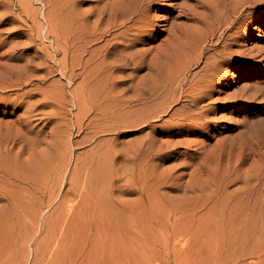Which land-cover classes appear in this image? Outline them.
I'll return each instance as SVG.
<instances>
[{"label":"rangeland","instance_id":"rangeland-1","mask_svg":"<svg viewBox=\"0 0 264 264\" xmlns=\"http://www.w3.org/2000/svg\"><path fill=\"white\" fill-rule=\"evenodd\" d=\"M4 1L10 7L8 14L16 16L19 13L18 0ZM29 1L35 18L28 22V26L36 29L37 25L44 23L41 16L44 7L37 0ZM91 1L85 0L77 7L88 10L92 6ZM114 1L117 0H104L107 3ZM54 2L57 8L62 0ZM175 2L160 0L158 6L150 11V15L159 17L158 30L138 33L140 38L133 49L143 52L147 61L169 44L165 43L169 38L167 23L175 21L187 27L194 23L192 26H195L194 21L186 18H172L177 14ZM248 12L258 15L248 26H237L224 35L233 39L237 31L245 32V41L232 48L244 52L246 58L251 59L247 66L240 69L237 65H241V58L233 59L231 66H223L228 70L226 79L209 83L208 89L212 90V94L206 99V104H201L207 106H203L202 110L206 121L210 120L209 126L204 128L200 120L191 124L183 122L178 127L180 130L171 125L176 121L175 117L169 121L171 113L178 110L183 102L172 104L162 118H149L147 122L139 120L137 125L126 128L117 125L116 130L106 132H99L100 125L92 121L94 114L91 112L84 125L78 128L73 124L76 110L69 93L70 87L64 84L66 80L60 75L54 76L53 79L66 86L64 106L58 111L63 118L50 122L44 117L34 122L36 126L31 139L35 138L36 132L41 133L38 134L42 144L35 148V153L47 148L52 150L53 146L49 144L54 140L58 149L56 152L52 150L55 152L52 159L48 155L44 159L48 163L39 173V180L43 182V185L39 182L41 189L18 181L28 190V196L42 200L41 213L28 200L21 197L15 199L14 189L18 191L20 187L8 184L14 177H20L18 174L28 171L21 164H27L35 157L27 159L26 150L24 155L19 156L22 163L13 159V154L20 147L19 144L13 145V140H18L12 137L18 130L14 122L22 115V109L0 104L1 163L13 167L16 164L18 169H22L17 174L14 167V171L7 170V175L0 177V193L1 190L10 191L12 198L8 199L10 201L0 199V264H264V179L245 191L243 174H240V179L233 180L236 173H233V165L227 164V155L218 164L222 146L229 142L238 146L239 141L244 140L237 134L244 131L246 124L256 120L264 123V77L256 78L255 73L264 72L261 66L264 65V6L245 13ZM12 26L11 18L0 24L3 36H7ZM31 33L28 31L25 34ZM11 37L8 35L7 39ZM44 43L50 44L49 40H44ZM5 50L6 47L0 49V63L5 61L2 58ZM31 53L32 50L29 51ZM202 66V62L194 64L190 72H198ZM146 72V69L139 71L133 79L127 76V70L116 74L119 88H126L132 81H141L144 87L149 86L152 78L141 79ZM201 75L197 74L194 81ZM163 77L167 79V74ZM163 77L159 76L154 89L164 88ZM255 85L260 89L255 90ZM244 88L245 95L250 96L247 101L245 98H229ZM6 95L8 93H0V101ZM128 95L132 92L129 91ZM93 125H97L98 129ZM178 130L180 134H176ZM146 137L153 140L149 153L146 152L149 143L143 141ZM247 137V141L256 142V137H253L255 140ZM131 143H136L135 148L140 150L135 167L131 166V170L122 175L119 162L123 158H116V150ZM7 145L13 152L10 157L5 155ZM175 147L178 148L172 151ZM161 149H166L165 155ZM263 150L262 147L259 154L248 158L240 167L242 172L254 175L258 164H251L253 159L264 165ZM154 156L156 159H151ZM115 168H118L117 172ZM127 183L129 187L119 191ZM113 184L119 189L116 187L114 190ZM50 186L55 189V201L61 194L71 193L69 204L74 206V219L69 235L68 231L61 234L54 229L63 218L62 208L49 215L56 205L55 201L45 207ZM112 197L114 201H111ZM7 204L10 206L8 209ZM32 209L36 211L35 216L31 213ZM46 212H49L48 215ZM58 213L62 215L55 221ZM64 246H70L69 250L66 251Z\"/></svg>","mask_w":264,"mask_h":264},{"label":"bare ground","instance_id":"bare-ground-1","mask_svg":"<svg viewBox=\"0 0 264 264\" xmlns=\"http://www.w3.org/2000/svg\"><path fill=\"white\" fill-rule=\"evenodd\" d=\"M37 1L44 7L41 14L44 23L33 29L28 26V22L35 18V11L29 0H18L19 13L16 16H10L8 14L10 7L4 0H0V24L7 22L10 18L13 24L7 36H3L0 29V49L6 47L2 57L5 61L0 63V93H8L0 104L13 106L17 110L22 109V115L14 122L18 130H15L12 137L18 140H13V145L19 144L20 147L13 154V159L22 163L19 156L24 155L26 150H28L27 159L35 157L31 162L21 164L22 168L28 169V171L24 169L25 172L22 174H18L22 172V169H18V165L15 164L14 167L20 177H9L8 180L14 178L8 184L14 188L20 187L18 191L14 189L15 199L21 197L28 200L39 213L43 210L42 200L39 201L33 195L28 196V190L23 188L19 182L39 189L43 185V182L39 180V173L48 163L44 159L46 155L52 159L58 146L54 140L49 145L53 146L52 150L55 152L47 148V150L35 153V148L42 144L39 139L41 133L36 132L33 139H31V133L36 126L34 122L44 117L50 122L63 118V114L58 111L64 106L65 85L70 87L69 93L76 110L73 113V124L78 128L84 125L91 112L94 114L92 121L100 125L99 132H106L116 130L117 125L126 128L137 125L139 120L141 122H147L149 118L156 120L166 115L172 104L181 102L183 105L181 104L178 110L171 113L170 120L168 119L172 121L173 117L176 118V121L171 124L173 127L180 130L178 127H181L183 122L191 124L197 120L201 121L199 123L202 128L207 127L210 120L206 121L207 118L202 110L204 105L201 104L203 102L206 104V99L212 94V90L208 89L209 83L223 82L228 72L223 66L225 64L231 66L233 59L241 58V65H237L238 69L247 66L251 59L246 58L244 52L235 51L232 48L240 41L243 42L242 40L246 37L245 32H241L242 30L234 32L236 36H233V39L229 38L230 35L225 36L226 32L228 33L237 26H248L247 24L258 14L245 12L258 6H264V0H176L174 10L177 14L172 18L174 20L186 18L191 22L194 21L195 26H192L194 23L191 27L175 23V21L167 23L166 30L169 32V38L165 43L169 42V44H166L160 52L147 61L143 52L133 48L140 38L139 32L158 30L159 17L150 15V11L158 6L160 0H117L110 3L104 0H92V6L90 5L88 10H81L77 7L85 0H62L61 6L57 8L54 0ZM246 30L248 31L249 28L247 27ZM28 31L33 33L26 35ZM8 35L12 37L7 39ZM44 40H49L50 44H45ZM93 45H96L95 48L92 47ZM30 50H32L31 54H29ZM199 62H202L203 66L198 72L191 73L190 68ZM261 66L264 68V65ZM144 69L147 72L141 79L152 78L149 86L144 87L141 81H132L126 88H119L116 74L127 70V76L133 79L139 71ZM165 73L167 79L163 77L166 76ZM255 73L256 78L264 77V72L255 71ZM197 74L205 76L201 75L202 78L199 77L194 81ZM56 75L66 80L65 85L53 79ZM160 75L163 77L164 88L156 90L154 85L159 82ZM253 87L255 90L260 89L257 85ZM129 91L132 95H128ZM245 91L244 88L229 98L231 100L245 98L247 101L250 96L247 95V97ZM93 126L97 128V125ZM179 130L176 134L181 133ZM237 135L238 138L244 140L239 141L238 146H232L234 142L222 146V151L218 155V164L222 157L227 155L226 162L228 165H233L235 169L233 173H236L233 180L240 179V174H243L244 190L248 191L250 187L253 188L254 183L260 182L261 178L264 179V165L261 161L253 159L251 164L254 166V163L258 164L254 168L257 171L253 176L242 172L240 167L247 162L248 158L259 154L262 147L264 148V123L256 120L254 123L246 124L244 131L242 130ZM247 136L252 139L256 137V142L252 143L251 139L247 141ZM62 140L64 141L65 137ZM143 141L149 143L146 149L149 153L153 140L146 137ZM135 145L136 143H131L123 149L116 150V158H123L122 162H119L122 175L129 172L131 166L135 167L137 152L140 150L135 148ZM8 148V145L4 148L7 150L5 155L10 157L13 152L11 148ZM177 148L175 147L172 151ZM161 150L165 155L166 149ZM151 159L154 160L156 157ZM14 167L11 164L1 163L0 160V177L7 175V170H13ZM114 171L117 172L118 168ZM53 186L56 188L54 184ZM112 186L114 190L117 187L114 184ZM54 187L48 188L45 207L55 201ZM128 187L127 183L119 191H125ZM70 195L71 193L61 194L60 198L54 202L56 205L53 206L52 211L46 212V215L48 213L50 215L57 208H62L64 214L58 213L55 221H58L61 215L63 218L60 225L56 224L54 229L61 231V234L68 231V235L71 234L69 232L74 219V206L69 204ZM2 198L11 200V192L1 190L0 199ZM111 201H114V197ZM7 206L8 209L10 206L8 204ZM35 210L32 209L33 216H35ZM64 248L68 251L70 246H64ZM62 251L64 252L63 248Z\"/></svg>","mask_w":264,"mask_h":264}]
</instances>
